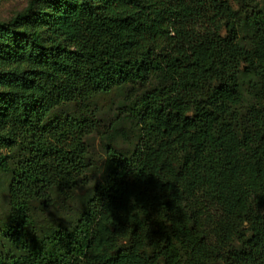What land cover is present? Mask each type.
Returning <instances> with one entry per match:
<instances>
[{"label": "trees", "instance_id": "1", "mask_svg": "<svg viewBox=\"0 0 264 264\" xmlns=\"http://www.w3.org/2000/svg\"><path fill=\"white\" fill-rule=\"evenodd\" d=\"M129 87L140 143L109 146L83 206L41 218L92 169L100 120L65 108ZM0 169V264H264V6L30 0L0 22Z\"/></svg>", "mask_w": 264, "mask_h": 264}, {"label": "rangeland", "instance_id": "2", "mask_svg": "<svg viewBox=\"0 0 264 264\" xmlns=\"http://www.w3.org/2000/svg\"><path fill=\"white\" fill-rule=\"evenodd\" d=\"M30 0H0V22L10 20L13 15L20 12L27 6ZM264 6V0H259ZM252 78L242 75V88L245 94V105L252 102L250 95V82ZM137 90L125 89L123 92L115 91L110 94L97 96L87 107L71 105L65 110L70 113H81L84 115L97 114L100 120L98 127L85 139L89 148V162L92 169L89 171L88 184L78 187L76 191V202H68L58 198L53 210L47 214L40 215L41 218H68V208H81L86 198L92 195L93 186L102 180L106 172V161L108 159V147L112 146L117 151L131 156L136 146L141 141V131L133 117V107ZM142 92L138 90L137 95ZM121 114V121L115 127L116 118ZM123 114V115H122ZM12 180L11 172L0 169V250L3 248V231L13 225L12 220V195L10 185ZM37 207H39L37 205ZM39 211V209H38ZM71 212V211H70Z\"/></svg>", "mask_w": 264, "mask_h": 264}]
</instances>
